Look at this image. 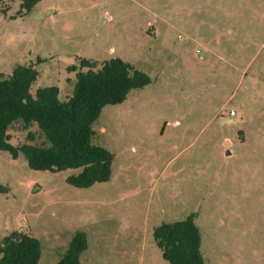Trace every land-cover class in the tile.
<instances>
[{
  "label": "rangeland",
  "instance_id": "obj_1",
  "mask_svg": "<svg viewBox=\"0 0 264 264\" xmlns=\"http://www.w3.org/2000/svg\"><path fill=\"white\" fill-rule=\"evenodd\" d=\"M6 7L0 74L35 66L32 94L56 87L69 97L79 59L118 58L150 82L93 126L92 142L114 157L105 183L75 188L71 170H31L22 154L0 151L9 190L0 241L33 236L38 264H56L81 231L80 264H169L153 230L194 214L205 264H264V0H41L26 15L19 2ZM9 134L13 146L25 141L19 124Z\"/></svg>",
  "mask_w": 264,
  "mask_h": 264
},
{
  "label": "trees",
  "instance_id": "obj_2",
  "mask_svg": "<svg viewBox=\"0 0 264 264\" xmlns=\"http://www.w3.org/2000/svg\"><path fill=\"white\" fill-rule=\"evenodd\" d=\"M41 0H0V13L7 3L19 2L18 15H26ZM40 62V60H38ZM71 95L64 100L56 87L31 86L38 77L33 65H16L11 74H0V151L12 159L19 154L29 169L58 173L71 170L66 183L85 189L105 183L111 176L113 154L92 142L93 126L107 105L121 104L133 90L149 84V78L131 64L115 58L98 64L79 59ZM15 124L25 132V141L13 146L9 131ZM36 126L37 136L31 127ZM0 185V193H8ZM194 214L186 219L154 228L153 239L169 264H205L201 256V237ZM87 249L84 232L72 236L56 264H80ZM40 241L30 235L13 232L0 241V264H38Z\"/></svg>",
  "mask_w": 264,
  "mask_h": 264
},
{
  "label": "built area",
  "instance_id": "obj_3",
  "mask_svg": "<svg viewBox=\"0 0 264 264\" xmlns=\"http://www.w3.org/2000/svg\"><path fill=\"white\" fill-rule=\"evenodd\" d=\"M230 115H231V116L235 115V112H234V111H231V112H230Z\"/></svg>",
  "mask_w": 264,
  "mask_h": 264
}]
</instances>
